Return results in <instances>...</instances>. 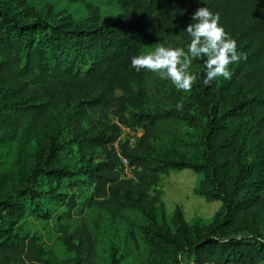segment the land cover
I'll use <instances>...</instances> for the list:
<instances>
[{
	"label": "trees",
	"instance_id": "1",
	"mask_svg": "<svg viewBox=\"0 0 264 264\" xmlns=\"http://www.w3.org/2000/svg\"><path fill=\"white\" fill-rule=\"evenodd\" d=\"M116 1L123 10L118 24L81 27L64 16H37L28 0H0V214H24L25 203L13 199L27 194L35 176L46 174L59 184L83 174L82 183L92 189L91 204H102L119 218L141 212L148 219L141 227L145 251L140 264H183L185 253L194 256V264H264V221L251 236H233L247 212L264 220V0ZM205 4L220 20L249 25L236 39L238 53L247 59L229 65L231 79L218 77L205 85V71L191 101L206 117L195 144L197 155L158 153V139L178 137L181 120L197 125L198 119L170 105L148 107L151 72H138L131 60L161 44L174 48L185 18ZM234 95L233 102L223 104ZM59 103L74 107L69 126L82 152L100 150L83 158L77 171L58 163L63 146L56 137L61 132L49 136L44 128L50 108ZM91 113L98 116L95 132L84 126ZM117 122L143 132L133 144L129 138L118 141L134 178H124L120 168L115 142L122 129ZM33 142L35 162L24 176V143ZM184 169L203 173L200 193L224 203L208 227L188 226L179 216L173 230L161 225L147 205L161 175ZM54 210L49 205L38 215L48 220ZM3 236L0 261L33 264L27 262L36 259L30 255L32 241ZM74 238L80 240L84 264H97L90 233Z\"/></svg>",
	"mask_w": 264,
	"mask_h": 264
},
{
	"label": "rangeland",
	"instance_id": "2",
	"mask_svg": "<svg viewBox=\"0 0 264 264\" xmlns=\"http://www.w3.org/2000/svg\"><path fill=\"white\" fill-rule=\"evenodd\" d=\"M28 1L37 16L49 19L64 16L81 27L118 24L123 14L116 0ZM204 6L212 9L207 4L202 7ZM193 14L185 18L184 30L177 36V41L172 43L174 48L187 50L191 37L187 34L186 28L190 23H195L192 20ZM220 24L235 40L240 38L245 28L249 27L248 24L234 19L220 20ZM205 60L206 57L193 60L189 71L198 78L190 92L177 90L170 80L160 79L157 73L151 72L148 77L147 88L151 95L146 101L148 107L152 109L169 105L177 107V104L182 102V113L185 115L192 113L198 119L197 125L187 118L181 120L177 126L178 137L168 135L158 139L155 144L158 153L197 155L195 144L206 124V117L199 105L191 101L199 92L201 80L205 76ZM222 80L223 78L219 80V84ZM216 90L220 91L219 88ZM234 97L235 95L224 99L223 104L227 106L233 102ZM73 111L74 107L68 103L53 105L48 112L44 128H48L49 136L61 132L56 137L63 146L58 163L77 171L83 158H88L92 154L99 155L100 150L97 149L95 153L92 150L83 153L73 141L69 126L73 119ZM97 120L98 116L91 113L84 119V126L95 132L99 128ZM49 142L47 140L45 144L48 145ZM255 143L256 141L253 147ZM34 146H36L34 142L24 143L26 151L22 170L24 176L29 174L35 162ZM250 153L253 155V150ZM83 178L84 175L79 174L66 178L59 184L56 179L46 174L30 179L27 194L21 193L13 199L25 203L24 214L21 217L0 214V239L4 237L3 235L13 234L16 236V241H25L26 244L32 241L30 255L35 256L36 259L27 261L28 263L84 264L85 255L80 249V240L74 236L87 231L95 240L97 264H114L113 259L117 260L118 264H140L145 251L141 227L149 223L148 219L141 212H133L128 218H119L102 204H91L88 199L92 189L82 183ZM203 178V173H196L190 169L171 170L161 175L159 182L149 192L147 204L161 225L170 226L175 230L179 216H182L188 226L208 227L212 223L222 211L224 203L221 200L209 201L200 193ZM54 192L59 195L55 197ZM261 194L264 196V191ZM62 200L70 203L64 204ZM49 205H54L55 210L51 218L46 220L38 214ZM64 211L63 215L58 216ZM263 221L262 216L247 212L239 219L238 230L233 236H251L255 227L263 224ZM262 232L264 233V227ZM181 260L183 264H194V256L190 253L182 255ZM0 264L7 263L0 261Z\"/></svg>",
	"mask_w": 264,
	"mask_h": 264
},
{
	"label": "clouds",
	"instance_id": "3",
	"mask_svg": "<svg viewBox=\"0 0 264 264\" xmlns=\"http://www.w3.org/2000/svg\"><path fill=\"white\" fill-rule=\"evenodd\" d=\"M192 20L195 23H190L186 28L191 37L187 50L161 44L154 51L134 56L132 66L138 72L147 69L157 73L160 79L170 80L177 90L183 92H190L197 81V75L189 69L193 60L200 57H206L205 85H210L218 77L231 79L229 65L247 57L238 53L237 42L220 24L219 13L214 14L206 6L200 7L194 12ZM182 108L183 103H178L177 110Z\"/></svg>",
	"mask_w": 264,
	"mask_h": 264
},
{
	"label": "built area",
	"instance_id": "4",
	"mask_svg": "<svg viewBox=\"0 0 264 264\" xmlns=\"http://www.w3.org/2000/svg\"><path fill=\"white\" fill-rule=\"evenodd\" d=\"M122 129L121 135L118 138V140L115 142V147L117 149V152L121 158V164H120V168L122 170L123 173V177L124 178H134V167L130 165L128 159L124 156L121 155L120 151H119V146H118V141L120 139H126L129 138L131 144H133L134 142H136L137 138L140 137L142 135V130H135L133 128L127 127L122 125L121 123L117 122Z\"/></svg>",
	"mask_w": 264,
	"mask_h": 264
}]
</instances>
